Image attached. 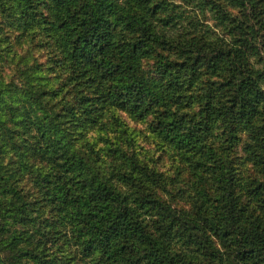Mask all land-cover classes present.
<instances>
[{
	"label": "trees",
	"instance_id": "16d2710c",
	"mask_svg": "<svg viewBox=\"0 0 264 264\" xmlns=\"http://www.w3.org/2000/svg\"><path fill=\"white\" fill-rule=\"evenodd\" d=\"M0 264H264V0H0Z\"/></svg>",
	"mask_w": 264,
	"mask_h": 264
}]
</instances>
